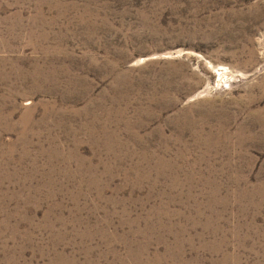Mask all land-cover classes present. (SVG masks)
<instances>
[{
	"label": "rangeland",
	"instance_id": "obj_1",
	"mask_svg": "<svg viewBox=\"0 0 264 264\" xmlns=\"http://www.w3.org/2000/svg\"><path fill=\"white\" fill-rule=\"evenodd\" d=\"M0 264H264V0H0Z\"/></svg>",
	"mask_w": 264,
	"mask_h": 264
}]
</instances>
